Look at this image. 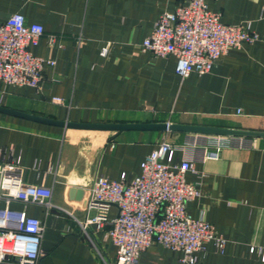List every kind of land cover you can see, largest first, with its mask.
Wrapping results in <instances>:
<instances>
[{
	"label": "crops",
	"instance_id": "crops-1",
	"mask_svg": "<svg viewBox=\"0 0 264 264\" xmlns=\"http://www.w3.org/2000/svg\"><path fill=\"white\" fill-rule=\"evenodd\" d=\"M205 1L222 23L249 26L261 40L222 57L209 74L182 80L174 56L155 57L141 44L160 16L184 0H0V23L22 14L27 23L42 25L44 35L32 51L55 61L44 68L39 89L0 83V107L77 124L154 123L257 134L242 136L252 141L250 149H226L216 159L197 161L186 180L201 196L187 211L226 240L224 254L208 243L199 264H264V0ZM193 135L64 129L0 113V160H19L25 184L53 192L50 209L10 204L43 224L39 264H103L79 226L87 215V190L99 177L131 183L160 143L182 146ZM184 155L177 151L176 160ZM117 214L111 207L109 218ZM105 232L92 239L104 259L114 261L116 247ZM182 257L154 244L139 264H185Z\"/></svg>",
	"mask_w": 264,
	"mask_h": 264
},
{
	"label": "built area",
	"instance_id": "built-area-1",
	"mask_svg": "<svg viewBox=\"0 0 264 264\" xmlns=\"http://www.w3.org/2000/svg\"><path fill=\"white\" fill-rule=\"evenodd\" d=\"M40 24H29L22 14L0 23V83L5 86L39 89L46 66L55 61L36 56L32 49L44 35ZM261 37L249 26L226 25L220 14L209 10L205 0H184L174 12L160 16L148 38L141 44L144 53L155 57L174 56L176 74L185 80L192 74H209L222 57L241 50ZM54 36L49 45L56 46ZM109 47L102 50L107 56ZM62 104V100H53ZM252 141L242 136L196 134L182 146L162 142L141 164V174L131 183L97 178L87 190V215L79 222L103 264H139L140 256L154 244L181 252L185 264H199L198 255L213 243L224 254L226 240L204 218L194 219L187 204L201 196L197 185L188 183L186 174L195 172L197 161L218 158L226 149H250ZM183 159L176 160V152ZM19 160H0V264H39L44 255L42 222L25 211L10 209L12 202L52 207L53 192L45 186L25 184ZM117 207L110 219L111 207ZM105 236L116 247V259L105 260L93 236Z\"/></svg>",
	"mask_w": 264,
	"mask_h": 264
},
{
	"label": "water",
	"instance_id": "water-1",
	"mask_svg": "<svg viewBox=\"0 0 264 264\" xmlns=\"http://www.w3.org/2000/svg\"><path fill=\"white\" fill-rule=\"evenodd\" d=\"M0 113L7 114L10 116H15L23 118L29 121L37 122L44 125L56 126L64 129H78V130H96V131H170V132H187L205 135H222V136H254L257 134H247L235 131H224L209 128H198V127H187L180 125H170V124H77L70 122H60L47 118H41L38 116H33L30 114H24L12 110H8L0 107Z\"/></svg>",
	"mask_w": 264,
	"mask_h": 264
}]
</instances>
